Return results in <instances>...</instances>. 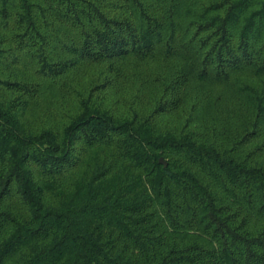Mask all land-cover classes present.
Returning <instances> with one entry per match:
<instances>
[{
	"label": "trees",
	"instance_id": "trees-1",
	"mask_svg": "<svg viewBox=\"0 0 264 264\" xmlns=\"http://www.w3.org/2000/svg\"><path fill=\"white\" fill-rule=\"evenodd\" d=\"M262 135L264 0H0V264H264Z\"/></svg>",
	"mask_w": 264,
	"mask_h": 264
},
{
	"label": "rangeland",
	"instance_id": "rangeland-1",
	"mask_svg": "<svg viewBox=\"0 0 264 264\" xmlns=\"http://www.w3.org/2000/svg\"><path fill=\"white\" fill-rule=\"evenodd\" d=\"M157 65H159V62L156 60L146 62L140 70L141 78L146 79L149 72ZM96 70L95 67L88 69V73L86 72L80 78V83L84 85L83 83L89 80V73L96 72ZM239 77L244 79L245 75L241 74ZM140 88L145 90V95L148 98L143 104V108L148 110L151 108L150 101H148L149 97L156 87L148 80L144 81ZM219 95H221L222 99L218 101ZM203 100L198 111L199 117L196 128L206 136L219 137V139L228 144L232 143L237 137H256V135H246L245 126L242 123L244 120L252 118L254 113L244 95L234 90L231 86L216 82L209 83L206 86ZM254 145L255 141L250 142L244 146V149H252Z\"/></svg>",
	"mask_w": 264,
	"mask_h": 264
},
{
	"label": "water",
	"instance_id": "water-1",
	"mask_svg": "<svg viewBox=\"0 0 264 264\" xmlns=\"http://www.w3.org/2000/svg\"><path fill=\"white\" fill-rule=\"evenodd\" d=\"M160 162L163 163L164 165L168 164V162L166 160H164L163 157L160 158Z\"/></svg>",
	"mask_w": 264,
	"mask_h": 264
}]
</instances>
